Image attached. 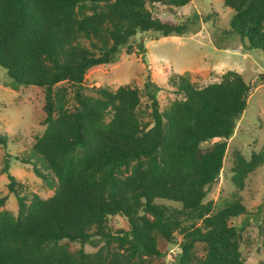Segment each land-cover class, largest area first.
<instances>
[{
  "label": "trees",
  "instance_id": "trees-1",
  "mask_svg": "<svg viewBox=\"0 0 264 264\" xmlns=\"http://www.w3.org/2000/svg\"><path fill=\"white\" fill-rule=\"evenodd\" d=\"M190 1L0 0V66L12 88L44 89L45 128L21 159L53 188L47 198L21 195L4 165L18 211L3 209L6 197H0V264H153L162 255L158 237L175 242L176 233L175 264H244L241 232L229 222L248 213L240 196L218 208L204 201L247 106L251 86L242 75L227 70L200 87L173 72L167 81L177 97L165 108L157 99L161 87L148 80V120L138 87L86 92L89 68L116 61L122 50L145 53L137 34L187 33L197 16L180 22L174 8ZM223 2L232 10L228 32L264 52V0ZM212 139L218 140L201 147ZM233 156L230 180L241 190L264 163V151ZM115 215L127 220V229L112 232L108 219ZM65 240L103 244L94 252L71 251ZM196 242L204 245L202 257L194 254Z\"/></svg>",
  "mask_w": 264,
  "mask_h": 264
},
{
  "label": "rangeland",
  "instance_id": "rangeland-1",
  "mask_svg": "<svg viewBox=\"0 0 264 264\" xmlns=\"http://www.w3.org/2000/svg\"><path fill=\"white\" fill-rule=\"evenodd\" d=\"M154 9L168 12L169 8L155 5ZM180 22L194 19L190 30L181 36H158L146 32L136 35V42L142 41L146 51L127 54L122 50L116 61L95 65L85 75L88 93L91 88L107 87L115 90L120 85L138 87L141 95L140 109L143 120L150 119V101L144 92V84L152 80L161 89L157 92L160 108H165L176 98L168 84V77L173 73L186 74L197 86L219 81L227 70L239 72L251 86L247 97V106L236 121L233 134L227 139L223 167L218 178L208 187L204 201H212L218 208L227 200L239 195L248 213L230 219V224L241 232L240 252L244 264H261L264 261V163L245 180L243 189L235 187L231 180L230 167L233 154L239 150L249 159L251 152L264 151V52L248 48L246 41L238 35L229 33V20L232 10L224 5L223 0H191L182 7L174 8ZM11 79L0 66V197L5 196L2 206L14 214L18 211L17 195L8 190L6 173L2 168L7 163L9 172L15 176L19 194L35 193L47 198L53 188L36 176L32 163L21 158L30 155L32 145L39 137L45 125L42 123L45 112L44 89L35 85L12 88ZM202 143L209 147L214 141ZM156 202L172 206L178 203L157 199ZM108 225L112 232L127 229V220L121 215L111 216ZM175 242H167L158 237V248L162 255L154 259L153 264H175L180 253L181 235L175 234ZM71 251L82 248L87 252L96 251L103 242L85 243L64 241ZM197 257L205 253L204 245L196 242L193 249Z\"/></svg>",
  "mask_w": 264,
  "mask_h": 264
}]
</instances>
